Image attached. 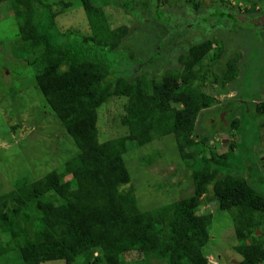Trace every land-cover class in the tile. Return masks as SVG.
Masks as SVG:
<instances>
[{
  "label": "trees",
  "instance_id": "16d2710c",
  "mask_svg": "<svg viewBox=\"0 0 264 264\" xmlns=\"http://www.w3.org/2000/svg\"><path fill=\"white\" fill-rule=\"evenodd\" d=\"M12 1L21 19L20 39L38 52L33 60L41 66L38 87L77 151L60 168L37 179L22 177L0 193V264H128L132 253L145 257L141 264H153L155 258L164 264H213L203 251L210 241L213 214L197 213L211 200L233 214L240 264H261L264 233L256 230L264 232V192L236 171L237 142L230 139L223 153L197 151L210 140L198 137V117L216 99L196 83L218 80L212 70L217 61L223 85L234 80L240 54L225 59L221 49L208 57L216 41L208 38L190 45L173 67H159L152 79L131 77L134 65L119 51L129 29L109 27L103 8L92 0H84L92 35L68 31L63 33L67 42L55 40L33 23L35 0ZM135 2L125 0L123 6L140 15ZM143 4L156 19L164 18L157 3ZM151 50L162 55V49ZM119 66L125 73L113 74ZM115 96L127 98L121 121L128 133L101 141L99 111ZM258 110L264 113V102ZM220 125L231 138L239 120ZM169 134L183 162H199L192 172L194 191L143 209L126 154Z\"/></svg>",
  "mask_w": 264,
  "mask_h": 264
},
{
  "label": "rangeland",
  "instance_id": "374dc122",
  "mask_svg": "<svg viewBox=\"0 0 264 264\" xmlns=\"http://www.w3.org/2000/svg\"><path fill=\"white\" fill-rule=\"evenodd\" d=\"M92 1L96 6L103 8L109 27L126 26L129 29L119 51L123 59L131 60L134 65L131 77L141 74L150 80L159 72V67L165 71L178 63L179 55L192 45V39L187 34L197 26L192 24L190 15H203L200 25L214 24V27H211L214 29L198 31L193 42L206 38L216 39L214 49L208 57L221 49L226 54L225 59L240 54L239 75L223 85L220 63L217 61L212 70L218 80L211 78L208 83H196L216 99L215 103L203 109L198 117V137H209L210 140L204 145L201 144L197 151H205L206 155H209V149L223 153L228 151L230 139L235 140L236 171L264 192V166L257 156L258 152L264 151V113L258 110L259 101L263 99L261 94L264 93V35L258 40L248 28L238 27L231 30L219 18H211L215 12H210L212 10L207 8L211 5L208 6L205 2L214 1L213 5L219 3L221 6L220 0H165L167 4L161 0H135V7L140 15L123 6L125 0ZM143 1L158 3L156 8L171 21L166 23L162 18L156 19ZM238 1H241L243 6L250 5V0ZM195 2L199 3L198 10ZM63 3H68V6L64 7ZM13 4L12 0L0 3V193L12 188L22 177L37 179L60 168L62 163L77 151L60 119L49 109L38 87L36 76L41 66L33 64L38 52H33L20 39L21 19L15 14ZM33 8V23L40 30H48L55 40L67 42L68 37L63 36V33L68 31L92 35L93 29L84 0H35ZM263 9L261 12L264 13ZM179 16L180 26L183 23H191L189 26H183L180 31L177 30ZM151 48L160 51L162 49V55L152 53L155 50L152 51ZM138 58L140 60H136ZM106 59L113 62L112 57ZM125 69L119 66L113 70V74H116L115 71L124 74ZM261 91L262 93H259ZM230 95H236L234 99L242 96L248 104L240 106L232 115L224 113L222 116V111L231 104V100H228L227 104L224 99ZM126 101V97L115 96L100 108L98 127L101 141L128 133L127 126L121 121L126 112ZM220 119H226L228 123L239 120L236 134L233 130L230 132L231 138L230 135L223 136L227 131L220 125ZM145 156L146 159L143 158ZM126 161L132 181L136 185L139 204L143 209H153L179 200L194 191L192 172L199 162L195 164L181 160L172 134L159 139L156 137L142 148L134 147V150L126 154ZM208 212L213 214V221L210 241L204 247V254L213 264H240L242 255L235 249L239 240L235 233L232 212L220 209L216 200L206 202L197 210L199 214ZM256 233L263 235L264 232L258 229ZM127 260L128 264H141L146 261L139 253L130 254ZM152 262L164 264L156 258ZM46 264L66 263L54 261Z\"/></svg>",
  "mask_w": 264,
  "mask_h": 264
},
{
  "label": "flooded vegetation",
  "instance_id": "af4514ba",
  "mask_svg": "<svg viewBox=\"0 0 264 264\" xmlns=\"http://www.w3.org/2000/svg\"><path fill=\"white\" fill-rule=\"evenodd\" d=\"M196 3H198V2H195V4ZM205 3L208 6L211 5V7L207 8V9L212 10L210 12H213V13L215 12L214 14H212L211 18H214V19L219 18L220 20L223 21L224 24H227L228 28H231V30L232 29L235 30L238 27L245 28V29L248 28L247 30L253 31V33L255 34V36L257 37L258 40L262 39L261 36H262V34L264 35V13L261 12V10L264 8V0H250V2H249L250 5H248V6L245 5L246 7L243 6V3L241 1H238V0L237 1H235V0H220V3L222 4L221 6L219 3L216 6L213 5V4H215L214 1H211V3H209V2H205ZM156 5L158 6L159 4L157 3ZM212 5H213V7H212ZM203 7H205V6H203ZM200 8H201V6H200ZM240 8H242V9L240 10ZM198 9L199 8H197V10ZM162 15H165V14L162 13ZM163 17H164L163 20L165 21L166 15ZM190 18H191L190 20L192 21V24L197 25L196 28H194L190 33L187 34L192 39L191 41L193 44L194 43L193 41L196 40L194 38H195V35L198 31H209L211 27H214V24L212 23L211 25L210 24L209 25H200V23L203 21V18H204L203 15H196L195 17H194V15H190ZM180 20L181 19L179 16V19H178L179 26L177 25V30H179V31H180V29H182L183 26H187V24L189 26V24H191V23L187 22V23H183V25L180 26ZM165 22L163 24H165ZM197 23H199V25ZM211 29H214V28H211ZM215 30H217V28H215ZM245 33H246V31H245ZM245 33H243V34H245ZM206 39H208V38H206ZM202 40H204V39H202ZM224 57H226L225 53H224L223 58ZM259 93H262V91ZM261 95L263 96V99L261 100V102L259 101V105H260V103L262 104V102L264 101V93H262ZM235 97H236V95H230L224 99V103L227 102V104H229V101L231 100V104L227 105L225 110L222 111V113H221L222 116L224 115V113H226L227 115H232L240 106H245L246 104H248L247 100L243 99L242 96L239 97L238 99H234ZM221 121H223V119ZM221 121L219 122L220 124H221ZM224 123L227 125L229 124L228 120H226V119H224ZM257 156L259 158L258 161L264 166V151L258 152Z\"/></svg>",
  "mask_w": 264,
  "mask_h": 264
},
{
  "label": "water",
  "instance_id": "95a60500",
  "mask_svg": "<svg viewBox=\"0 0 264 264\" xmlns=\"http://www.w3.org/2000/svg\"><path fill=\"white\" fill-rule=\"evenodd\" d=\"M223 136L224 137H228L229 136V133H225Z\"/></svg>",
  "mask_w": 264,
  "mask_h": 264
},
{
  "label": "built area",
  "instance_id": "2783aa9c",
  "mask_svg": "<svg viewBox=\"0 0 264 264\" xmlns=\"http://www.w3.org/2000/svg\"><path fill=\"white\" fill-rule=\"evenodd\" d=\"M261 264H264V261Z\"/></svg>",
  "mask_w": 264,
  "mask_h": 264
}]
</instances>
